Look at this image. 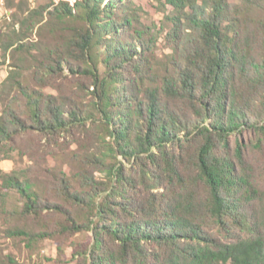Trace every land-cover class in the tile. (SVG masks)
<instances>
[{
    "label": "trees",
    "instance_id": "obj_1",
    "mask_svg": "<svg viewBox=\"0 0 264 264\" xmlns=\"http://www.w3.org/2000/svg\"><path fill=\"white\" fill-rule=\"evenodd\" d=\"M49 1L0 34L3 57L35 51L0 114V160L42 143L46 188L0 170L18 213L54 216L35 237L89 232L76 264H264V0H157V20L135 0ZM51 148L67 168L47 169Z\"/></svg>",
    "mask_w": 264,
    "mask_h": 264
},
{
    "label": "rangeland",
    "instance_id": "obj_2",
    "mask_svg": "<svg viewBox=\"0 0 264 264\" xmlns=\"http://www.w3.org/2000/svg\"><path fill=\"white\" fill-rule=\"evenodd\" d=\"M36 0H0V34L13 36V30H20V22L28 16V14L37 8ZM57 3V0H53ZM230 3H238L239 0H229ZM135 3L141 6L145 12H148L149 19H159L156 6L157 0H135ZM46 5L50 4L49 0H46ZM44 39L42 43H50L54 45L56 43V36L50 32H43ZM31 44L36 45L39 43V38L36 34H32L29 41ZM32 47L20 48L17 50L12 48L5 57L0 52V114L3 108L9 103L14 93L11 88L8 87V77L11 72L19 71V79L24 83H31V72L33 69L32 57L35 51H32ZM29 50L31 52H29ZM161 47H159V54L161 53ZM69 77V82L74 84V79ZM64 86V87H63ZM62 86L63 94L68 96L75 95L74 89H70V84L66 83ZM75 86V85H74ZM46 93H54L50 89L45 90ZM83 101L86 102L85 96ZM244 138L247 140L249 136L244 134ZM23 144L30 143L31 148H23V153L19 155L17 151H14L10 155V160H0V170L4 172H16L20 174H26V176L35 178L38 175V181L44 184L46 188L47 184L51 183L49 180V173L44 172V166H42L43 159L40 158L41 154L36 153V148L42 143L39 139L33 136L22 140ZM19 143V141H18ZM20 146H22L19 143ZM26 146V145H25ZM23 147V146H22ZM50 151V149H49ZM60 153V154H59ZM51 148V155L45 158L49 170H56L67 168L66 156L68 151ZM32 155L37 161L33 163L29 158ZM56 155V156H55ZM64 155L65 157H62ZM57 158V159H56ZM38 164V167H37ZM39 166L43 168L40 169ZM71 169V168H70ZM39 172V174H38ZM96 177L101 178L96 174ZM41 183H39L41 185ZM50 204L56 201L55 198L48 197ZM49 203V202H47ZM21 205H19L17 195L15 191H1L0 190V255L11 256L18 264H76L78 262V256L75 254V250L79 247H85L90 242V233L82 232L74 235H65L54 239H40L35 237L40 231L52 232L55 228L54 224H51V220L47 219V212H43L41 220H35L30 216H25L18 213ZM18 215H17V214ZM52 216V215H48ZM10 231L18 232L16 236L9 235ZM75 254V255H73Z\"/></svg>",
    "mask_w": 264,
    "mask_h": 264
}]
</instances>
